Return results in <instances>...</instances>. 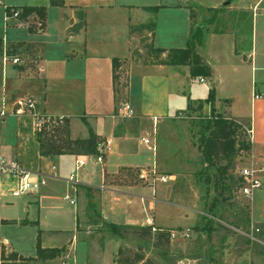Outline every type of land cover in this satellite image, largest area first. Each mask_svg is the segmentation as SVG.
I'll use <instances>...</instances> for the list:
<instances>
[{
	"label": "crops",
	"instance_id": "crops-1",
	"mask_svg": "<svg viewBox=\"0 0 264 264\" xmlns=\"http://www.w3.org/2000/svg\"><path fill=\"white\" fill-rule=\"evenodd\" d=\"M21 6H44L41 34L29 29V21L4 20L6 7ZM228 12L249 18L247 45L239 46L238 33L220 18ZM195 27L202 34L194 50L210 68V77L192 78L187 65L160 63L168 51L185 47L189 29ZM3 45L8 56L22 59L20 66L2 62ZM143 51L149 60H143ZM113 58L124 79L119 105L126 104L128 117L115 113ZM198 78H205V83H198ZM210 90L212 109L250 127V151L264 162V0H62L61 5H50L49 0H0V95L32 97L42 113L63 118L70 140L86 139L88 130L101 139L100 164L91 155L43 156L35 140H28L22 119H0V156L41 174L37 193L14 200L0 195V257L34 258L37 239L41 248L62 249L65 264H90L88 238L100 234L102 224L108 230L113 228L107 225L180 230L164 224L171 204L156 200L154 187L137 179L141 169H154L159 175L156 151L141 138L148 134L150 139L151 118L157 123L199 103L209 110L204 100ZM31 146L35 150L29 153ZM76 161L83 164L74 171ZM74 174L77 184L72 185L67 178ZM165 176L172 191L176 178ZM57 186L65 188L63 200L65 196L73 200L71 205L64 200L72 207L68 226H48L50 230L43 232L41 208L57 197ZM246 204L249 224L264 236V188L254 191ZM157 210L160 215L155 217ZM133 213L141 215L138 224ZM88 215L98 222L84 224ZM193 215L195 221L185 228L188 233L198 221L194 209ZM49 236L56 238L48 240ZM115 237H104L98 264H120L115 256L122 247Z\"/></svg>",
	"mask_w": 264,
	"mask_h": 264
},
{
	"label": "rangeland",
	"instance_id": "rangeland-1",
	"mask_svg": "<svg viewBox=\"0 0 264 264\" xmlns=\"http://www.w3.org/2000/svg\"><path fill=\"white\" fill-rule=\"evenodd\" d=\"M245 16L236 14V12L233 14L228 12L220 17H223L224 23H228L230 28L238 33L239 46L248 44V17ZM145 52L143 51L140 55L144 56V61H147L149 59ZM116 77L119 79V81L116 79L115 85V113L117 114L119 103L124 98V79H120L119 71ZM198 106L194 104L193 108L188 111L158 120L154 133L150 137L156 151L157 173L162 176L172 174L176 180L172 191H170L173 186L171 182L165 184L155 182L148 187L149 189L154 187L156 200L167 201L171 204L164 224L172 227L178 226L181 229H174V236L170 237L169 232L158 229L154 232L141 227L108 230L102 224L100 234L94 233L88 238L91 242V252L88 256L90 264H98L99 249H101L104 237H110V235L116 236L115 238L120 240V247L123 248H120L115 256L116 262L120 264H264L263 232L259 228L258 233L250 232L248 205L237 192L236 170L242 165L250 151V148L246 150L240 148L238 144L243 142L250 146L242 129L244 126L239 125L234 133L226 136V141L223 138H217L216 133L212 131L211 123L214 119L224 117L213 109L212 111L203 110ZM64 123L63 121L54 129L64 126ZM24 124L28 140L33 141L35 135L40 133L33 135L28 123ZM54 129L44 130L41 136L45 134L46 137L51 136L54 139L59 136ZM228 141L232 142L230 154L223 153L220 147L222 143ZM203 143H207V147L214 151L210 162H205L200 154ZM33 150L35 149H32V146L29 147V153ZM66 191L68 196L73 197L69 190ZM64 192L65 188L57 186V197L52 203L46 202L41 208L43 229L40 227L39 229L43 232L50 230L48 226L61 228L68 226L69 210L72 207L62 199ZM183 208L191 211H186L187 214H184ZM193 209L197 214V223H199V216L204 215L206 219H208L206 216L212 218L208 219L211 222V232L206 234L194 232L191 229V234L183 236L185 228L191 227L192 222L195 221L196 216L193 215ZM159 212V210L155 211V217L160 215ZM132 217L133 222L137 224L140 222L139 213H133ZM55 219H58V222H55ZM88 221L98 222L96 217L91 215L83 219L84 224ZM6 231L10 229L7 228ZM28 231L25 230V232ZM83 231L86 232L84 229ZM26 236L27 234L23 238L25 243L27 242ZM53 238L56 237L49 236L48 240ZM135 255H139L141 260L135 262ZM8 256V254L1 256L0 264H9L1 262ZM59 257L58 255L53 258L54 261L49 264H59L61 261ZM46 262L48 264V261Z\"/></svg>",
	"mask_w": 264,
	"mask_h": 264
},
{
	"label": "built area",
	"instance_id": "built-area-1",
	"mask_svg": "<svg viewBox=\"0 0 264 264\" xmlns=\"http://www.w3.org/2000/svg\"><path fill=\"white\" fill-rule=\"evenodd\" d=\"M252 15H255L256 6H251ZM20 7H9L5 9L4 20L12 21L15 24L28 22L29 29L35 34H41L43 32L42 21L35 15H29L26 19H19ZM2 62L8 61L11 66H20L23 62L22 59L16 56H8L5 52L4 45L1 51ZM39 70V69H37ZM205 78H198L197 82L200 84L205 83ZM118 114L122 117H128V111L126 104L119 105ZM6 117H16L22 119L25 123H28L31 133L39 134L43 133L44 130L54 129L56 126L61 124L64 120L62 117H53L42 113L38 109V103L30 96L25 97H5L1 93L0 95V119ZM156 125V118H151V129L150 135H153L154 128ZM246 134L247 142L251 143V129L250 127H242ZM143 144L147 145L148 149L154 151V143L149 139V135L145 134V137L141 138ZM97 152L100 153V149L97 148ZM95 161L101 163L100 154L95 156ZM83 162L76 161L74 171L82 166ZM53 171L54 168L51 167ZM237 175V192L238 195L248 202L254 191L264 188V162L256 158L251 151H249L244 159L242 165L236 170ZM41 174L36 169L26 167L15 160L5 159L0 156V195L7 196L15 199L20 196H26L35 194L39 191L41 182ZM137 179L142 180L144 184L148 186L155 182L165 183L167 181L166 176L157 175L154 169L137 171ZM67 182L74 185L77 184L75 174L70 175L67 178ZM101 189V186L99 187ZM64 200L68 201L69 204H73V200L65 196ZM204 216V215H203ZM208 219H212L206 216ZM152 232L154 228L150 229ZM250 232L258 233L259 229L254 226H250ZM187 230L184 231L183 236H187ZM174 236V232L170 233V237ZM61 257V256H60ZM59 264H65L67 256H62Z\"/></svg>",
	"mask_w": 264,
	"mask_h": 264
},
{
	"label": "trees",
	"instance_id": "trees-1",
	"mask_svg": "<svg viewBox=\"0 0 264 264\" xmlns=\"http://www.w3.org/2000/svg\"><path fill=\"white\" fill-rule=\"evenodd\" d=\"M50 5H61L62 0H49ZM9 7H6L5 9H8ZM157 7H152L153 10H156ZM21 11L19 12V19L24 20L29 15H35L38 17L43 24V18H44V6H21ZM245 16V14H242ZM214 16L210 17L207 21L209 22ZM246 17V16H245ZM247 18V17H246ZM249 18L247 21V26L249 25ZM150 26H152V22L150 23ZM202 34V30L200 27L190 28L189 34H188V40L185 44V47L183 49H175L170 50L167 53L166 60L160 61V63H164L166 65H187L189 66V75L192 78L196 77H210L211 70L208 66L203 64L201 62V59L196 55L195 53V45L200 42V37ZM156 53L163 52L160 49L155 50ZM111 71H112V87L114 91V96L116 94L115 91V85H116V74L118 73V63L117 59H111ZM206 104H209V110L212 111L211 103L213 102V92L210 90L208 92V95L206 99L204 100ZM199 108L200 103L198 104ZM211 127L213 128L212 131L216 133L217 138H223L226 141V136L234 133L236 129L239 128V125H237L235 122H233L230 119L226 118H219L214 119L211 123ZM56 134H59V136H56L54 139H52L51 136H47L42 133L39 135H35V142L37 144L38 153L43 156L47 155H63V154H82V155H91V156H97V147L101 142V139L98 138L96 135H94L90 130H88V136L84 140H70L68 138L67 129L64 123V126L54 129ZM43 137V138H42ZM57 138V139H56ZM240 148L248 149L249 145L244 144L243 142L238 143ZM203 147L200 149V154L202 155L205 162H210L211 157L213 156V149L210 150L209 147H207V143H203ZM223 153H231L232 152V142L228 141L226 143H222L220 145ZM224 156V154H222ZM230 159V157H228ZM224 159V158H223ZM199 223H197L192 229L194 232H204L209 233L212 231L210 226V220L206 219L205 216H199ZM108 228L115 229V226L113 225H107ZM142 229L150 230V228L145 227ZM162 231V230H160ZM164 231V230H163ZM167 232V231H165ZM161 236V235H160ZM62 252V249H48V248H41L38 240L36 239L35 243V255L34 258H22V257H16L15 255H9L7 258L2 259L1 262H7L9 264H41L42 262H46L49 260H52L53 258H56L58 255L60 256V253ZM135 262L141 260V257L139 255H135Z\"/></svg>",
	"mask_w": 264,
	"mask_h": 264
},
{
	"label": "water",
	"instance_id": "water-1",
	"mask_svg": "<svg viewBox=\"0 0 264 264\" xmlns=\"http://www.w3.org/2000/svg\"><path fill=\"white\" fill-rule=\"evenodd\" d=\"M226 3H227V1L224 2V4H226Z\"/></svg>",
	"mask_w": 264,
	"mask_h": 264
}]
</instances>
